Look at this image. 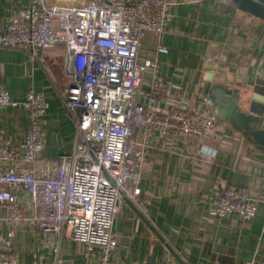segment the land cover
Segmentation results:
<instances>
[{"label": "crops", "instance_id": "obj_1", "mask_svg": "<svg viewBox=\"0 0 264 264\" xmlns=\"http://www.w3.org/2000/svg\"><path fill=\"white\" fill-rule=\"evenodd\" d=\"M77 0H46L72 5ZM168 19L161 35L145 36L140 65L158 59L157 72L189 109L217 115L220 128L209 138L171 133L143 135L133 141L143 154L140 195L125 196L113 225L118 239L116 264H180L167 243L186 264H264V151L231 120L219 116L212 103L227 91L249 92L264 80V22L245 13L231 0H167ZM32 0H0V33L11 15ZM163 45L167 53H158ZM64 46L45 49L0 47V87L21 102L33 90L44 93L49 109L43 119L47 139L38 166L55 169L60 155L71 153L76 123L65 107L68 89ZM151 70H144L143 91L150 89ZM210 76V79H209ZM30 126V112L0 107V138L14 152ZM251 192L258 211L251 220L215 214L223 187ZM138 211H137V210ZM140 213V214H139ZM11 227L9 209L0 205V233ZM38 231L25 224L16 230L14 249L20 264H95L99 249L89 252L65 228L59 254L43 243Z\"/></svg>", "mask_w": 264, "mask_h": 264}, {"label": "built area", "instance_id": "obj_2", "mask_svg": "<svg viewBox=\"0 0 264 264\" xmlns=\"http://www.w3.org/2000/svg\"><path fill=\"white\" fill-rule=\"evenodd\" d=\"M167 0H77L72 5L32 2L16 12L0 33V47L32 51L60 44L67 59L65 107L76 123L71 153L60 155L55 169L40 170L47 139L43 119L49 109L44 93L30 90L21 102L0 87V107L30 112L22 153L0 138V205L9 209L11 227L0 233V264H20L14 249L18 227L33 226L41 241L59 254L65 228L89 252L99 249L95 264H116L118 239L113 225L119 202L140 195L143 154L133 141L143 135L171 133L209 138L220 128L217 115L196 112L180 101L157 72L158 59L140 65L148 34L165 32ZM158 53L168 49L159 45ZM151 70L143 91L144 70ZM215 214L251 220L258 202L246 189L226 186L218 193Z\"/></svg>", "mask_w": 264, "mask_h": 264}, {"label": "water", "instance_id": "obj_3", "mask_svg": "<svg viewBox=\"0 0 264 264\" xmlns=\"http://www.w3.org/2000/svg\"><path fill=\"white\" fill-rule=\"evenodd\" d=\"M231 1L239 10L264 22V0ZM221 92L223 91L217 88L215 94L219 97L212 102L217 114L231 120L247 138L264 151V80H257L249 92L227 91L224 97ZM167 247L180 264H186L168 243Z\"/></svg>", "mask_w": 264, "mask_h": 264}]
</instances>
